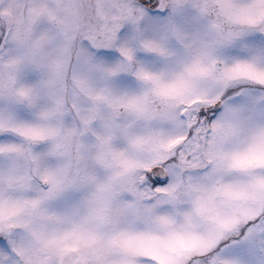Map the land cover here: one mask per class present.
Returning a JSON list of instances; mask_svg holds the SVG:
<instances>
[{
	"label": "snow or ice",
	"instance_id": "1",
	"mask_svg": "<svg viewBox=\"0 0 264 264\" xmlns=\"http://www.w3.org/2000/svg\"><path fill=\"white\" fill-rule=\"evenodd\" d=\"M0 264H264V0H0Z\"/></svg>",
	"mask_w": 264,
	"mask_h": 264
}]
</instances>
